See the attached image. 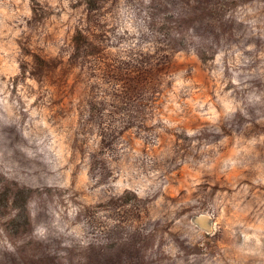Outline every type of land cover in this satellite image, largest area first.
I'll return each instance as SVG.
<instances>
[{"label":"rangeland","instance_id":"374dc122","mask_svg":"<svg viewBox=\"0 0 264 264\" xmlns=\"http://www.w3.org/2000/svg\"><path fill=\"white\" fill-rule=\"evenodd\" d=\"M18 190L0 264H264V0H0Z\"/></svg>","mask_w":264,"mask_h":264},{"label":"trees","instance_id":"16d2710c","mask_svg":"<svg viewBox=\"0 0 264 264\" xmlns=\"http://www.w3.org/2000/svg\"><path fill=\"white\" fill-rule=\"evenodd\" d=\"M22 195H24L23 190H18V193H16V194L15 193H9V194H3L2 193V194H0V198H1L0 202H4L5 204H8V201H10L11 207H14L15 200L17 199V197H22ZM22 208H23L22 212L18 213L16 215V218H14L13 222H16V221L19 222L22 218H25V220H28V210H27L26 206L22 207Z\"/></svg>","mask_w":264,"mask_h":264}]
</instances>
